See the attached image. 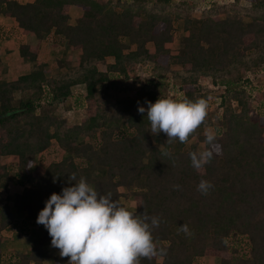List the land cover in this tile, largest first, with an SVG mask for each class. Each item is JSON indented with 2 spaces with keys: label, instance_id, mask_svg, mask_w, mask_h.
Masks as SVG:
<instances>
[{
  "label": "trees",
  "instance_id": "16d2710c",
  "mask_svg": "<svg viewBox=\"0 0 264 264\" xmlns=\"http://www.w3.org/2000/svg\"><path fill=\"white\" fill-rule=\"evenodd\" d=\"M174 1L0 0V15L36 39L17 46L22 62L36 64L49 36L62 55L80 51L73 68L40 63L13 81L0 59V161L14 158L20 187L10 195L0 164V243L16 214L39 235L12 261L0 246V264H75L78 251L84 264H264V89L248 79L264 67V0H246V11L212 3L199 19L190 1ZM71 7L81 10L74 25ZM147 67L151 86L137 74ZM168 77L180 97L159 110ZM206 80L222 88L214 135ZM76 86L85 117L70 125L54 106ZM52 144L61 157L38 167Z\"/></svg>",
  "mask_w": 264,
  "mask_h": 264
},
{
  "label": "rangeland",
  "instance_id": "374dc122",
  "mask_svg": "<svg viewBox=\"0 0 264 264\" xmlns=\"http://www.w3.org/2000/svg\"><path fill=\"white\" fill-rule=\"evenodd\" d=\"M188 1L194 4V9L192 10V17L196 19H199L201 17L203 9L206 7H209L212 3H214L215 5L235 4L238 8L244 11H246L250 7L249 2H247L246 0H239V1H235V0H188ZM174 3H178V1L176 0L174 1ZM79 13H81V11L78 9L74 15L77 16V14ZM220 16L224 17V15L222 14ZM243 21L248 22L249 17L246 15L243 16ZM181 27H182L181 22L175 23V29L173 33L174 40L172 43L167 44L166 46L171 51L172 55H175L177 53V50L179 47V37L184 34L181 30ZM16 40H19V42H25L28 44L34 43L33 38L23 37V34L21 33L20 29L17 28L15 24L7 22L5 19H2L0 17V56L2 57V60L5 61L4 62L5 67L8 72L10 70L11 64L15 62L20 64L19 62L20 59H19L18 53H16V48H15L17 46H14V43H15L14 41ZM59 44L61 43L59 42L58 39H53V36H49V38L43 44L44 49L42 50L40 58H39L40 62L38 61L36 64L30 63L26 65L27 68L24 69L25 70L24 72L35 69L40 63H45L48 65L47 69L49 73H51L53 70L56 69V66H57L56 62L59 60L63 62L64 67L69 66L68 68H73L74 66H76L80 52L70 51L62 55V45H59ZM13 66H15V64ZM98 68L100 71H104L105 65L100 64L98 65ZM18 74L19 73H14L12 69L11 74L8 73L7 76L4 75V79H6V77L8 78V80L15 78ZM137 74L140 79L139 83L145 84L147 86H151L152 83H150V80L156 77L150 67H147L145 69L140 68ZM248 79L252 86L251 88L252 91L258 88L264 89V67L257 73L249 75ZM165 81L169 83V87L165 92V97L162 102V105L159 107V110L165 109L166 107H168L171 101L178 100V98L180 97V93L178 92L177 86L171 81V79L168 77V78H165ZM139 83L138 82L137 83L128 82L124 85V87L129 92H131L133 90L138 89ZM199 87L203 92L207 93L208 98H207V101L203 103V105L205 106L207 113L211 115L210 118L213 123L212 126H209L205 129V134L207 135L218 134L222 131V129L219 127L217 123L218 116H219L217 108L220 102L219 95L222 93L221 92L222 88L213 86L211 82L207 80L200 81ZM83 95H84L83 86L73 87L72 97L69 100H67V102L56 104L54 106V114L56 116L64 118L67 121V123L70 125L79 124L81 120L85 117ZM15 97H18V95L16 94ZM109 105H111V103ZM251 105L253 108H255L257 106V103L254 100H252ZM197 153L201 157V161H204L205 151L202 145H199L197 147ZM60 157H61V154L57 150L56 145L52 144V146L45 153V156L38 157V160H37L38 167H44L47 163H49L50 160L56 161ZM2 163H6L9 165L10 174H11L9 181H8L9 190H10V195L13 196L15 193L20 191V187L17 185L14 179V173L17 170L16 163H15L14 158H8L6 160L0 161V164ZM41 164H44V165H41ZM121 202L124 204L125 210L127 212L134 211L135 204L132 199H128V200L121 199ZM80 211H81L80 208H77L75 210V213L78 214ZM20 218H23V216L17 214L16 215L17 224L11 230L4 231V235H5L6 241L7 239H12V241H15L18 244L17 249H21L23 251L25 246L28 245V242L34 238L36 234V229L32 225L25 226L23 222L18 220ZM3 244H4L3 251L5 252V254L2 256L3 257L1 259L2 261H5V262L12 261L15 255L21 251V250L20 251L18 250L16 252L13 250L16 247L13 248V246L9 244L8 245H6V243H3ZM214 262L217 264L218 260L216 259L214 260ZM195 264H205V263L202 259H197L195 261Z\"/></svg>",
  "mask_w": 264,
  "mask_h": 264
},
{
  "label": "crops",
  "instance_id": "0c3cea01",
  "mask_svg": "<svg viewBox=\"0 0 264 264\" xmlns=\"http://www.w3.org/2000/svg\"><path fill=\"white\" fill-rule=\"evenodd\" d=\"M79 8H77V7H71L70 8V10H69V15H70V19H69V23L71 24V25H74L75 24V22H76V20L81 16V13H79V14H77V16L76 15H74L76 12H77V10H78ZM80 10V9H79ZM81 11V10H80ZM72 14H73V16H72ZM0 17L2 18V19H5L7 22H10V23H13V24H15V26L17 27V28H19L18 26H17V24L12 20V19H8V18H5V17H3L2 15H0ZM71 22H73V23H71ZM20 29V28H19ZM20 31H21V33H22V30L20 29ZM23 34V33H22ZM23 37H29V38H33V40H34V43L33 44H28V43H25V42H19V40H16V41H14L15 43H14V46H18L19 44H26V45H30V46H32V45H35L36 44V39H34L35 37L32 35V34H30V35H24L23 34ZM16 48V53H17V47H15ZM70 52V51H69ZM80 52V51H79ZM80 54V53H79ZM0 59H1V62H2V64H3V66H4V69H5V72L3 73V75L1 76V78L2 79H4V75L5 76H7L8 75V73L9 74H11V72H12V69H13V71H14V73H19L15 78H12V79H9L8 80V78L6 77V81H13V80H15L18 76H20V75H23V74H26V73H28V72H30V71H32V70H34V69H32V70H28V71H26V72H24L25 70V68H27L26 67V65H28V64H30V62H22L21 60L19 61L20 62V64H18V63H13V64H11V67H10V70H9V72L7 71V69H6V67H5V61L4 60H2V57L0 56ZM39 61V60H38ZM37 61V62H38ZM40 62V61H39ZM15 64V66H13ZM39 65V64H38ZM24 66V67H23ZM17 215V214H16ZM19 215H21V214H19ZM21 216H23V215H21ZM18 220H23V218H20V219H18ZM36 229V228H35ZM84 232H85V235L87 236V237H90L91 239H94V236H93V233H92V230L91 229H89V228H85L84 229ZM90 232V233H89ZM1 235H2V240H1V243H0V246H1V253H2V256L5 254V252L3 251V249H4V247H3V243H6V245H11V246H13V248L14 247H16V248H14L13 250L14 251H20L21 249H17V243L15 242V241H12V239H7V241L5 240V235H4V231L1 233ZM38 237H39V235H38V232H37V229H36V234H35V236H34V238L32 239V240H30L29 242H28V245L27 246H25V248H24V250L22 251H20L18 254H20V253H25V252H27V251H30V249L32 248L31 246H33V242L36 240V239H38ZM3 258V257H2ZM73 260H74V263L75 264H84L85 262H84V258H83V252L82 251H78L76 254H74V257H73ZM44 264H53L51 261H47V262H45ZM216 264V263H215Z\"/></svg>",
  "mask_w": 264,
  "mask_h": 264
}]
</instances>
